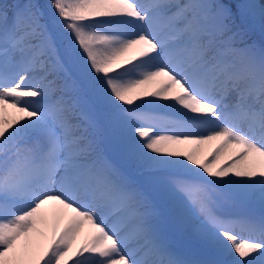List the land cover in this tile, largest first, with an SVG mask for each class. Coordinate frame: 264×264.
I'll return each instance as SVG.
<instances>
[{
  "label": "snow or ice",
  "instance_id": "6c2138e0",
  "mask_svg": "<svg viewBox=\"0 0 264 264\" xmlns=\"http://www.w3.org/2000/svg\"><path fill=\"white\" fill-rule=\"evenodd\" d=\"M257 16L264 36V0H0V264H264Z\"/></svg>",
  "mask_w": 264,
  "mask_h": 264
},
{
  "label": "rangeland",
  "instance_id": "374dc122",
  "mask_svg": "<svg viewBox=\"0 0 264 264\" xmlns=\"http://www.w3.org/2000/svg\"><path fill=\"white\" fill-rule=\"evenodd\" d=\"M142 2L147 3L148 0H142ZM19 115H20V113H18L15 109H8L7 114H6V118L9 119V120H12V119L17 118ZM217 144H218V142L213 141V142H211L209 144L201 146L200 152L198 154V159H200L201 162H203L205 159H210L211 158V153L214 151V149L217 146ZM185 147L186 148H192V147H195V146L194 145H189V146H185ZM233 150L234 151H232V148L230 147L223 154H221V157H220L219 161L216 163L215 167H219L221 165L228 164L230 162L229 157L231 155H229V157H226V154H229V153L231 154L232 152H235V149H233ZM44 212L48 216L49 221L53 222L54 219H55V216H54L55 209H54V207L51 206V205H48V206L45 207ZM64 223H67V217L63 218V220L61 221V226H63ZM90 231H91V229L87 225H85L84 228L82 229L81 234L78 237L75 245L73 246V251H75L76 248H78L81 244H83V242L85 241V239H86V237H87V235H88V233ZM41 243L46 244V241L41 240Z\"/></svg>",
  "mask_w": 264,
  "mask_h": 264
},
{
  "label": "trees",
  "instance_id": "16d2710c",
  "mask_svg": "<svg viewBox=\"0 0 264 264\" xmlns=\"http://www.w3.org/2000/svg\"><path fill=\"white\" fill-rule=\"evenodd\" d=\"M184 0H180V2H183ZM5 2L11 4L17 2V0H5ZM38 3L44 6L45 9H48L51 11V5L52 0H37ZM252 2L260 3L261 0H252ZM252 31L250 32V38L251 40L255 41L257 44H260L262 39H264V36H262L260 31V19L257 16L255 19H253L251 22ZM71 264V262L69 263Z\"/></svg>",
  "mask_w": 264,
  "mask_h": 264
},
{
  "label": "bare ground",
  "instance_id": "6f19581e",
  "mask_svg": "<svg viewBox=\"0 0 264 264\" xmlns=\"http://www.w3.org/2000/svg\"><path fill=\"white\" fill-rule=\"evenodd\" d=\"M232 151H234L233 149H232ZM234 152H232L231 154L229 153V154H226V157H229V155H231L230 157H229V159H231V158H234V154H233Z\"/></svg>",
  "mask_w": 264,
  "mask_h": 264
}]
</instances>
